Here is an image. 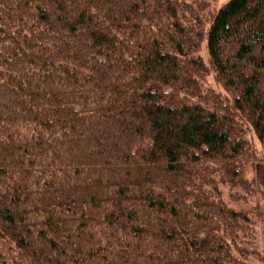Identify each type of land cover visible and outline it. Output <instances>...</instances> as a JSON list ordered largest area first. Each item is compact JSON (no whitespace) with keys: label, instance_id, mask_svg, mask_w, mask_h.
Wrapping results in <instances>:
<instances>
[{"label":"trees","instance_id":"16d2710c","mask_svg":"<svg viewBox=\"0 0 264 264\" xmlns=\"http://www.w3.org/2000/svg\"><path fill=\"white\" fill-rule=\"evenodd\" d=\"M209 5L0 0V264H256L264 0Z\"/></svg>","mask_w":264,"mask_h":264},{"label":"rangeland","instance_id":"374dc122","mask_svg":"<svg viewBox=\"0 0 264 264\" xmlns=\"http://www.w3.org/2000/svg\"><path fill=\"white\" fill-rule=\"evenodd\" d=\"M201 1L204 2L205 0H201ZM227 1L228 0H209L210 5H209V8L206 9V12L209 10V15H210L212 11L217 10L218 8H220ZM207 17H209V16H207ZM207 17L205 16V17H203L201 19V21L203 22L201 24V28H203L205 30L208 27V24L206 23L207 19H208ZM197 50H198L199 54L201 55L200 58H201L202 62H205L207 64L208 63V56H207V52H206L205 40H203L202 42L199 43ZM203 60H205V61H203ZM204 81L206 82V85L209 86V88L216 89V90H221L220 87H221L222 84H220L219 81H216V79L213 76V73H210V74L208 73L204 77ZM223 193L225 195H228V190L226 188H224L223 189ZM239 203L241 204V206H239L237 203H233V204L236 207L249 208L250 205L252 204V201L250 200V201H248L246 203L245 202H239ZM260 226H261V224H260ZM260 226H257L254 229L253 235L249 236V241H247L246 238H241V240H242V242L244 244H246V245L249 244L251 247L257 249V251L260 253V255H257V256L253 255L250 258L251 261L256 263V264H264V233L262 232Z\"/></svg>","mask_w":264,"mask_h":264}]
</instances>
